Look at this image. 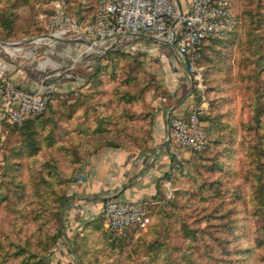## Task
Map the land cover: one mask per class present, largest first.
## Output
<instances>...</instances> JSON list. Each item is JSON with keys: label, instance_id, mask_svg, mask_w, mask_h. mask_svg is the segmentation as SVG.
I'll use <instances>...</instances> for the list:
<instances>
[{"label": "rangeland", "instance_id": "rangeland-1", "mask_svg": "<svg viewBox=\"0 0 264 264\" xmlns=\"http://www.w3.org/2000/svg\"><path fill=\"white\" fill-rule=\"evenodd\" d=\"M56 1L80 19L93 12L91 0H0V40L45 33L39 16ZM230 3L237 27L203 48L197 78L172 51L108 54L88 81L87 69L64 70L54 46L33 55L21 40L14 55L0 51V81L20 69L35 81L48 68L83 78L53 90L33 124H11L0 111V264H264V0ZM173 82L203 107L207 146L174 165L148 225L116 231L102 208L91 217L72 212L84 163L101 147L138 150L149 141L155 101L171 99Z\"/></svg>", "mask_w": 264, "mask_h": 264}, {"label": "built area", "instance_id": "built-area-1", "mask_svg": "<svg viewBox=\"0 0 264 264\" xmlns=\"http://www.w3.org/2000/svg\"><path fill=\"white\" fill-rule=\"evenodd\" d=\"M95 12L90 18L80 19L66 11L61 2L52 4V12L43 21L45 33L15 41L42 40L32 45L33 55L38 48L54 44L79 45L78 57L71 58L72 65L64 70L74 73L76 63L90 70L98 56L110 50L131 52L142 39H152L179 58L183 67L192 78H197L194 59L201 42L207 38H226L235 31L238 21L230 0H189L188 8L182 10L174 0H93ZM53 44V45H52ZM21 45V44H20ZM1 45V51L14 55ZM21 46H17L18 49ZM131 47L132 49H129ZM65 77L59 70L47 74L49 78ZM53 90L34 91L20 87L10 77L0 81V111L11 124L24 120L44 111ZM203 107L192 106L183 116H168L165 142L171 146L173 170L185 164L186 154L202 152L207 146V135L199 119ZM167 185V191H170ZM153 201L117 200L105 194L101 202V216L109 228L116 231L131 227H146L150 221L149 206Z\"/></svg>", "mask_w": 264, "mask_h": 264}, {"label": "crops", "instance_id": "crops-1", "mask_svg": "<svg viewBox=\"0 0 264 264\" xmlns=\"http://www.w3.org/2000/svg\"><path fill=\"white\" fill-rule=\"evenodd\" d=\"M174 2L182 10L187 9L189 5V0H174ZM53 46L52 50L55 54L52 57L63 66L72 65L70 63L71 58L78 57L81 49L76 44L69 46L57 43ZM137 47L144 51L146 49L159 51V57H167L169 53L162 45L146 38L140 40ZM37 51L41 52L42 49ZM136 51L138 52L139 50ZM139 53L143 52L139 51ZM174 56L176 61L181 64L180 58L175 53ZM45 64L49 63H44L43 65ZM0 65V72H2L7 67V64L1 58ZM74 69L76 71H86V68L80 65V63H76ZM17 71L21 72V76L13 78L15 82L22 88L34 91L67 89L69 86L77 84L83 79L66 76L64 78L59 77L44 80V76L52 71V68H48L49 73H46L45 70V75L42 77L43 74H41L35 81L31 79V76H33L31 70L20 69ZM35 71L37 72V70ZM178 88V84H174L173 82L167 87L171 99L167 100L164 98L161 100L163 97L161 96L160 100H165L164 102L161 103L160 100L155 101L156 109L151 131L152 139L144 151L101 147L91 154L90 158L81 167V173L84 174V178H82L79 186L76 187L75 196L70 201L72 212L79 213L82 217H91L93 214L100 213L102 197L106 193L112 195L117 200L137 201L147 199L153 201L155 198H158V194L163 193L165 189L167 191V185L172 186L174 176L173 156L171 146L165 142L167 136V117L183 116L189 112L194 103L192 94L189 92L182 94V91L180 92ZM180 96L181 99L176 101ZM71 211L69 210L68 213ZM66 224H69L68 220L64 225Z\"/></svg>", "mask_w": 264, "mask_h": 264}, {"label": "trees", "instance_id": "trees-1", "mask_svg": "<svg viewBox=\"0 0 264 264\" xmlns=\"http://www.w3.org/2000/svg\"><path fill=\"white\" fill-rule=\"evenodd\" d=\"M91 6H92V9H93V12L91 14H88V13L83 12V14H82L83 18H90L94 14V12H95V3H94L93 0H91ZM214 39L213 38H207V39H204L201 42L200 48L197 51V57L194 59V63H196L197 58H199V56H201V52H202V50H204L203 48H205L206 45L208 43L212 42V40H214ZM136 50H139V48H137ZM128 53H129V51L128 52H124V51H120V50H110V51L105 52L103 55L98 56V58L95 59L94 64L92 65L91 69L89 71H87L86 74H85L87 81L89 80V78L91 76H95L97 74V72L100 69V65H99L100 64V61L102 59H104V57H108L107 56L108 54H111V55L112 54H124V55H128ZM35 116H37V115H35ZM199 119L201 121H203L202 116H200ZM104 120L106 121V118L105 117H102V118L99 119V126H98V128H94L93 132H95L96 134H100V133H102L104 131V128H102V126H101V124L105 122ZM35 122H38V121L37 120H31V118L28 120V123H32L33 124ZM150 142H151V138H150L149 141L145 142L142 146H140V148L138 150L139 151H144L148 147V145L150 144ZM108 145L109 146H113L112 144H108ZM59 233H61V232H59Z\"/></svg>", "mask_w": 264, "mask_h": 264}, {"label": "bare ground", "instance_id": "bare-ground-1", "mask_svg": "<svg viewBox=\"0 0 264 264\" xmlns=\"http://www.w3.org/2000/svg\"><path fill=\"white\" fill-rule=\"evenodd\" d=\"M25 42L38 45L40 42H42V40L32 39L30 41L28 40V41H25ZM0 44L6 45L7 46L6 49L9 52L13 53L14 50L16 51V47L20 44V42L16 41V42H13V44L12 43H2V42H0Z\"/></svg>", "mask_w": 264, "mask_h": 264}, {"label": "water", "instance_id": "water-1", "mask_svg": "<svg viewBox=\"0 0 264 264\" xmlns=\"http://www.w3.org/2000/svg\"><path fill=\"white\" fill-rule=\"evenodd\" d=\"M0 42H2V43H5V41H3V40H0ZM6 43H9V42H6ZM2 50V48H0V51ZM169 51V50H168ZM189 77V76H188Z\"/></svg>", "mask_w": 264, "mask_h": 264}]
</instances>
